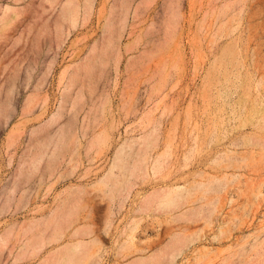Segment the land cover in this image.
<instances>
[{"label":"rangeland","instance_id":"obj_1","mask_svg":"<svg viewBox=\"0 0 264 264\" xmlns=\"http://www.w3.org/2000/svg\"><path fill=\"white\" fill-rule=\"evenodd\" d=\"M64 1L0 0L8 264L23 250L39 252L23 264L39 260L62 238L80 264L87 255L74 227L78 205L81 220L94 217L104 235L102 264H244L264 218L261 156L237 147L239 168L216 156L251 132L237 126L242 117L264 111V0H131L136 16L133 8L125 15L118 46H103V31L122 14V0H72L75 26L59 18ZM73 133L78 142L52 161ZM174 186L190 201L172 212L146 197ZM186 207L195 215L173 216ZM207 208L209 222L195 217Z\"/></svg>","mask_w":264,"mask_h":264},{"label":"bare ground","instance_id":"obj_2","mask_svg":"<svg viewBox=\"0 0 264 264\" xmlns=\"http://www.w3.org/2000/svg\"><path fill=\"white\" fill-rule=\"evenodd\" d=\"M132 8H133V16H136L137 5L135 7H133L131 5V0H122L121 1L122 14L118 17V19L116 21H114V22L109 21L105 25V29L103 31V34L107 33L108 36L106 37V42L103 46H118L119 45L118 42L120 41V39L123 35V32L125 30V25H126L125 21H124L125 15L127 13H129L130 12L129 10H132ZM79 11H80L79 5L77 3L73 2L72 0H65L61 5L59 18L61 17L62 20H66L75 26V24L78 20ZM174 13L175 12L171 13V15H173ZM170 21H172V18H171V20H169V22ZM115 31L117 34L116 35L117 36V44L116 45H114V41H113L114 40L113 34ZM131 32L132 31L130 30L129 33H131ZM66 92H67V88H66ZM6 106H7V104L2 105L0 107V112L3 111L2 109H6ZM58 114H59L58 111L55 112L54 114H52L51 120H52V118L54 119L56 116H58ZM242 118L243 119L240 120V122L237 126L242 127L245 125H250L251 126V132L245 137L237 138V139H234L232 142H230V144L233 146V149H230L229 151L228 150L220 151L216 156V160L218 161V164L224 163V164H227V166L230 165L234 168H239L240 167V161L241 162H242V160L244 161V157L239 153V151L237 150V147L250 146L251 152L253 150L256 152L258 151L260 153V156H261V159H260L261 167L260 168L262 171H264V111L262 113H259L257 118H254V119H252V118L246 119L244 117H242ZM72 119L75 120L74 118H72ZM60 135H62V133H60ZM94 139H96V138H94ZM76 142H78V135L76 133H73L71 135L70 139L65 143V148H63V149L53 148L54 150H52L50 152V159L51 160L53 159L52 161L58 160V158H56V157L59 154V155H61V157L58 161V164H60L62 162V160H64L65 154L68 151H70L72 145H75ZM226 149H227V147H226ZM34 157H33V160L35 159ZM54 158H56V159H54ZM157 159H158V157L154 158L153 163H152V169H154L156 167L155 166L156 161L158 162ZM137 161L138 160H136V164L133 166V170H137L140 167V163ZM232 172H233L232 176H234V178L238 177V175L236 174L237 171L236 172L232 171ZM106 176L107 175L105 174L101 179L104 180L106 178ZM248 176H250V175H248ZM261 179L262 180H260V181L264 182V177H262ZM260 183L261 182H259V185H260ZM197 186H201V185L199 184ZM179 189L180 188L178 186L161 187L157 190L152 191L146 197L149 198L151 201L159 200V202L157 203V208L159 207L160 209H158V210L163 211V212H172L175 209L181 207V205H183L185 203L187 204L190 201V199H188L187 194L179 195V193H178ZM186 189L187 190H185V191H188V188H186ZM258 192L259 193L261 192L262 194H264V190L262 192V190L259 191V189H258ZM149 202L150 201H148V203ZM194 209L195 208L186 207L183 209V211H181L180 213H177L173 216L174 217H183L185 215V217H186V215L187 216L191 215L189 213L194 211ZM192 213L195 215V212H192ZM210 214H211V211L207 208V209H204L202 212H199V215H196L195 217H197V218L203 217L209 222L210 221ZM218 227H219V225H218ZM76 231L77 230H75L74 233H76ZM220 232L222 233V231H220ZM7 234L8 233L0 235V253L6 246ZM250 236H251V238L248 241V247L246 249V257H245V263L244 264H264V218H263V222H262L260 228L258 229V231L252 235L250 234ZM194 239L195 238H193V240ZM29 240H30V238L26 237V241H29ZM77 246H79V244ZM77 246H73L72 248H75ZM64 248H66V247H64ZM82 249H83V247H82ZM6 250H7V252L10 253L11 248L6 249ZM179 254H180V252L177 253L176 256ZM91 257H93V259L95 260L97 257H99V255H97L96 253H93ZM81 260H82V257H75L74 256V258H72V255H70V252L68 254L67 250L63 249V250L59 251L58 254H57V252L54 255L50 254V256H48L46 259L41 260L40 264H76L77 262H80ZM133 263H134V261H133ZM222 263H223V260H221L218 264H222Z\"/></svg>","mask_w":264,"mask_h":264},{"label":"crops","instance_id":"obj_3","mask_svg":"<svg viewBox=\"0 0 264 264\" xmlns=\"http://www.w3.org/2000/svg\"><path fill=\"white\" fill-rule=\"evenodd\" d=\"M77 211V220H76V223L74 224V227H77V228H80L82 230V233L83 234H79L77 236V238H80L81 240L85 241V244L83 245V249L87 255V257L85 259H83V261L80 263V264H102V260L104 259V255L103 253L100 251V248L99 246L102 245V243H104V235L101 234V236L99 237L96 232V230L93 229V225H92V220L93 218L90 217V218H83V220H81V214L79 212V205H78V208L76 209ZM89 216V215H88ZM51 227H52V233H53V229H54V223L52 222H49L48 223ZM43 226H46L44 224H41L40 227H43ZM60 226H62V223L60 224ZM2 231V230H1ZM42 231V230H41ZM40 231V234H39V237L41 236V232ZM68 233V231H66V234ZM52 235V234H51ZM86 236V237H85ZM43 237V236H42ZM41 237V239H42ZM67 238V236L65 237ZM60 240H64L63 242L59 243L58 245L56 244L55 241H52V249L48 250L44 255H42L39 260H35L34 262L32 263H29V264H40L41 262H39L43 256H45L49 251H52V255H54L57 251H61L63 249H65L63 246L64 244H67V239H60ZM9 241V240H8ZM69 244V243H68ZM6 246H9V243L7 242V245ZM49 246V244H44V246L42 247V249L40 250V252L43 250V249H47V247ZM103 246V245H102ZM162 248V247H160ZM7 247H5L1 253H0V264H8V255H7ZM24 252V250H23ZM21 255V257H18L16 256V260H17V263L16 264H23L25 263V257H30L28 259H32V258H35L37 254L35 255H30V254H27L26 252H24ZM57 252V254H58ZM92 252L96 253L97 255H99V257H97L95 260L93 259V257H88L89 254H91ZM19 253V252H18ZM50 255V254H48ZM24 257V258H23ZM97 262V263H96ZM127 263V262H126ZM124 263V264H126Z\"/></svg>","mask_w":264,"mask_h":264}]
</instances>
